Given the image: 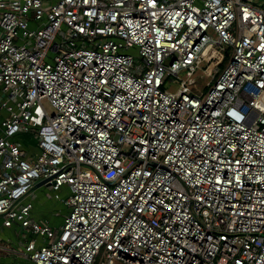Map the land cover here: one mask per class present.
<instances>
[{"label": "built area", "instance_id": "2783aa9c", "mask_svg": "<svg viewBox=\"0 0 264 264\" xmlns=\"http://www.w3.org/2000/svg\"><path fill=\"white\" fill-rule=\"evenodd\" d=\"M0 217L34 264H264V2L0 0Z\"/></svg>", "mask_w": 264, "mask_h": 264}, {"label": "crops", "instance_id": "0c3cea01", "mask_svg": "<svg viewBox=\"0 0 264 264\" xmlns=\"http://www.w3.org/2000/svg\"><path fill=\"white\" fill-rule=\"evenodd\" d=\"M36 184L26 198L33 203V217L37 220H48L53 227L59 228L65 217L59 220V217L53 215L54 209L47 203L42 185L37 186ZM18 239V227H5L0 217V264H34L22 258L18 253L6 249V244H15Z\"/></svg>", "mask_w": 264, "mask_h": 264}, {"label": "rangeland", "instance_id": "374dc122", "mask_svg": "<svg viewBox=\"0 0 264 264\" xmlns=\"http://www.w3.org/2000/svg\"><path fill=\"white\" fill-rule=\"evenodd\" d=\"M254 1L258 4H262L264 2V0H254ZM130 52L135 57V64H141L142 58L139 55V51L137 47L131 48ZM180 75L185 76V72L182 71ZM177 86H178V81H175L174 78H171L165 84V88H167L168 90H172V91H175ZM43 103L49 112H54V108L48 100H44ZM25 137H26V144H28V147L36 145L37 141L35 138H33V136L26 135ZM42 189L44 191V197L47 200V203L49 204V206L53 207L54 209L53 215L59 217V220L63 219L69 213L70 209L63 203L62 200L60 199L58 200L54 197V193L56 191L53 188L43 184ZM57 192L60 193L61 197H66L69 194V191L66 187L60 188Z\"/></svg>", "mask_w": 264, "mask_h": 264}, {"label": "water", "instance_id": "95a60500", "mask_svg": "<svg viewBox=\"0 0 264 264\" xmlns=\"http://www.w3.org/2000/svg\"><path fill=\"white\" fill-rule=\"evenodd\" d=\"M44 183H45V181H39L36 185L40 186V185H43Z\"/></svg>", "mask_w": 264, "mask_h": 264}]
</instances>
